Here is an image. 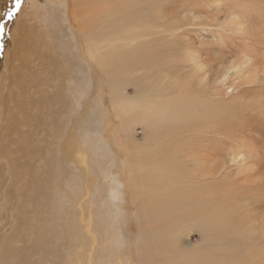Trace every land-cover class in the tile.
Wrapping results in <instances>:
<instances>
[{"label":"rangeland","instance_id":"1","mask_svg":"<svg viewBox=\"0 0 264 264\" xmlns=\"http://www.w3.org/2000/svg\"><path fill=\"white\" fill-rule=\"evenodd\" d=\"M24 1L16 17L10 21L0 20L5 24L3 34H0V59L7 58L13 50L11 41L19 26L31 35L29 38L21 36L23 43L37 44L44 51L49 48L47 51L51 55L64 59L61 57L60 61L69 74L67 87L72 111L65 135L68 133L70 138L65 143L59 131L53 142L60 169L55 181L66 194V201L59 203L65 209L62 223H71L73 228L86 230L94 237L91 241H83L81 247L78 242L83 231L77 234L79 240L74 251L79 256L84 252V259H79L77 264H104L101 262L103 255L98 259L88 255L91 251V255H99L101 248L108 246L103 239L98 243L94 233L96 229L99 237L102 236L105 226L94 223L100 222L97 214L101 209V214L106 212L103 211L106 203H111L105 198L109 193L106 187L113 179L120 181L122 187L113 190L116 208L112 210H119L125 225L130 221L132 231L136 233H133L131 244L133 247L137 244L139 211L135 204L139 203V196L135 192L144 187L149 189L150 182L156 183V180L145 179V182L140 179L146 172L133 165L138 162L147 166V157L157 156L147 155V149L152 146L150 143L155 134H159L157 140H163L160 134L163 127L161 120L152 115L127 119L120 114L127 101L137 97L142 104L149 101L147 105H150L154 104L151 99H166V96L177 98L176 101L200 100L209 109L211 120L179 129L176 136V131L170 132L164 154L176 157L173 159L179 168L174 171L167 168L164 174L172 176V186L186 183L196 186L197 180L203 179L205 184L204 179L209 178L208 190L227 197L233 205L228 211L235 214L226 240L231 245L238 241V245L229 248L227 264L264 262V43L259 41L264 31V0H84L77 3L69 0V10L62 0ZM9 6L10 0H0V13ZM131 10L141 13L140 16L147 12L150 15L134 21L127 15ZM68 11L70 18L77 15L81 23L88 25L89 42L79 28L75 29L70 23ZM151 44L157 51V58H153L159 59L157 63L141 58L140 50H147ZM15 47L22 49L18 45ZM29 51L33 53V50ZM90 51L107 53L121 63L117 66L120 71L116 77H107L98 67L97 60L89 57ZM248 60H253L252 65H246ZM229 66V75L222 81L221 75ZM51 70L48 73L52 75ZM3 77L7 78L6 74L0 75V81L3 80L0 91L6 95L4 102L8 108L12 106L10 93L14 91L10 92L13 89L11 79ZM47 88L52 94L54 88ZM77 101L85 111L83 119L88 121L87 124H93L86 126V132L72 125L77 122ZM3 105L2 102L0 106ZM47 138L52 140V137ZM242 146L251 157L243 164L239 162L242 156L239 152L244 151ZM203 148H210L217 159L210 160ZM232 156L237 158L230 162ZM196 160L215 169L220 163H226L214 177H196L202 167L193 165ZM248 165H252V170H246ZM96 170L101 174L100 179L94 175ZM64 174L65 185L61 183ZM135 175L139 176L135 179ZM101 184L105 188H100ZM198 192L204 193L200 188ZM189 224L187 221L177 227L176 235L182 253L188 254L206 246L205 233ZM7 227L8 224L4 228ZM216 241L215 250L228 244L225 245L221 238ZM129 260L131 264H138L136 256ZM115 263L110 261L109 264ZM208 264L220 263L210 260Z\"/></svg>","mask_w":264,"mask_h":264},{"label":"bare ground","instance_id":"2","mask_svg":"<svg viewBox=\"0 0 264 264\" xmlns=\"http://www.w3.org/2000/svg\"><path fill=\"white\" fill-rule=\"evenodd\" d=\"M78 1L84 0H76V3ZM62 4L63 6L66 4L69 10V0L66 2L62 0ZM140 14L134 10L127 12V15L131 16L134 21L150 15L148 12L142 16ZM68 18L75 29L79 28L82 36H85L89 42L91 33L88 30V25L81 23L77 15L70 18L69 11ZM152 31L153 29H151ZM261 34L258 38L260 42L264 43V31ZM21 36L29 38L31 35L24 27L19 26L11 41L13 50L6 55L7 58L0 59V75L2 76L3 73L5 76L6 74L7 78L3 77V79H11L13 89L10 92L14 91L15 93V95L10 93L12 106L6 108L4 102L6 95L0 91V104L2 102L4 104L3 107L0 106V264H77L79 259H84V252L79 256L78 252L74 251L77 246L76 241L79 240L76 236L83 230H79L78 227L73 228L71 223H62V213L65 212V209L64 205L59 203L66 201V194L55 181L56 174L60 169L53 148V142L59 131L61 139L63 138L65 143H68L67 140L70 138L68 133L65 135L72 115L67 87L69 74L64 68L65 64L60 61L62 56L57 58L51 55L47 51L48 47L44 51L45 49L42 50L43 47L41 48L37 44L23 43ZM16 45L22 49H14ZM29 50H33V53ZM242 51L248 53L247 50L243 49ZM140 52L141 58L145 61L155 60L157 63L159 60L153 59L157 58V51L152 44L147 50H140ZM89 57L91 60H97L100 70L104 71L111 79L116 77L115 75L120 71L118 67L122 64L109 57L107 53L90 51ZM12 61L17 62L14 64ZM252 63L253 60H248L246 65H252ZM31 64L32 66H30ZM51 68L52 75L48 73ZM229 69L230 66L226 73L221 75L222 81L226 79V75H229ZM45 71L48 75L43 74ZM2 84L3 80L0 81V86ZM47 87L54 88L51 91L52 94H49L50 90L48 91ZM184 94L183 92L182 95ZM177 95L179 96V93ZM138 98L127 101L121 114L119 110V114L127 119L150 115L157 117L162 123L163 128L160 131L158 127V132L160 131L163 140H157L159 134H155L150 143L152 146L147 149V155L157 156L154 158L148 156L147 166H142L138 162H134L133 165V168L146 172L140 176V179L152 180V182L156 180V183L150 182L149 189L144 187V190L140 189L139 192H135L139 196V203L135 204L139 211L138 236L135 235L138 237L137 244L134 247L131 244L133 235L136 233L132 231L130 221L128 225H125L119 210H112L116 208L113 203L115 197L113 190L117 186H121L120 181L113 179L111 185L106 187L109 189V193L105 201H111V203H106L107 206L103 210L106 211L103 212L106 215L101 214V209L100 214H97V220L99 218L100 222L95 220L94 223L95 226L102 224L105 226L104 229H106L104 232L102 231V236L99 237L96 229L94 233L98 243H101L103 239L108 246L100 247L101 254L99 255H91L92 249L88 246L91 251L88 256L98 259L103 255L104 259H101V262L104 264H109L110 261H115V264H124L123 260H126V264H131L129 259H133L135 256L138 264H208L210 260L227 264L229 248L238 245V241H234L231 245L229 240H226L228 239L227 235L231 233L232 220L235 218V214L228 211L230 205L233 206L230 204V200L208 190L211 183L207 181L209 178L204 179L205 184L202 183L203 179L197 180L196 186L187 183L172 186L170 183L172 176L164 174L167 168L173 171L179 168L178 165H175L178 163L174 160L176 157L171 158L170 153L164 154L166 143L170 142L166 140L167 136L170 132L174 133L175 131L174 135L176 136L179 129L188 126L194 127L193 124H199V121L210 122L209 109L196 98L176 101L177 98L166 96V99H151L150 102L154 104L150 105H147L149 101L142 104V100H138ZM75 111L77 112V122H73L72 125L86 132V126L92 127L93 124H87V120L83 119L85 111L81 109L79 101H77ZM43 130L46 131V134L43 133ZM47 137H52V140ZM242 147L244 151L239 152L242 154L239 162L243 164L248 162L251 157L246 147ZM203 151L206 152L210 160L217 159L216 153L212 152L210 148H203ZM236 158V156H232L230 162ZM225 163H220V166L218 165V168L215 169L214 166L201 165L198 160L193 161V165L200 164L202 166L200 172L195 175L196 177L200 175L214 177ZM245 168L247 171L252 170V165ZM94 175L98 178L99 175L101 176L97 170ZM138 176L135 175L134 178L136 179ZM62 179V184L67 182L65 174ZM94 179L96 180V178ZM102 186L104 187L101 184L100 188H103ZM198 188L204 191L203 196L199 194ZM193 195L194 197L191 198ZM257 201L260 200L257 199ZM187 221L190 222L189 226L205 233L203 239L206 246H201L190 254L182 253L176 240L177 227ZM7 224L8 227L4 228ZM90 235L91 237L86 230L83 231L81 240L78 242L79 246L83 247V241L93 240V234ZM217 238L223 239L222 242L225 245L228 243L227 246L225 248L218 247L215 250ZM113 253L117 256H114ZM244 263L245 261H235L232 264Z\"/></svg>","mask_w":264,"mask_h":264},{"label":"snow or ice","instance_id":"3","mask_svg":"<svg viewBox=\"0 0 264 264\" xmlns=\"http://www.w3.org/2000/svg\"><path fill=\"white\" fill-rule=\"evenodd\" d=\"M22 0H10V5L3 13H0V20L6 18L12 20L14 16L19 12ZM5 24L0 22V34H3Z\"/></svg>","mask_w":264,"mask_h":264}]
</instances>
